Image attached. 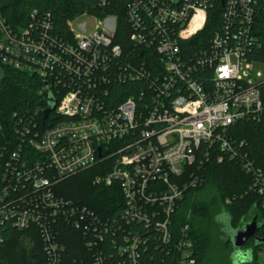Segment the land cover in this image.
Returning <instances> with one entry per match:
<instances>
[{
  "label": "built area",
  "instance_id": "2783aa9c",
  "mask_svg": "<svg viewBox=\"0 0 264 264\" xmlns=\"http://www.w3.org/2000/svg\"><path fill=\"white\" fill-rule=\"evenodd\" d=\"M215 7L221 30L193 48ZM258 14L264 0H126V44L116 41L114 16L84 13L62 31L48 13H31L18 29L0 17V65L38 79L33 114L41 121L22 128L32 155L17 144L2 168L0 245L1 231L12 230L36 238L37 264H142L151 245L174 264H194L189 225L176 226L174 216L207 165L226 158L241 162L264 205V174L230 132L264 122V82L247 80L257 62L247 54L260 48ZM48 94L55 106L43 119ZM90 171L93 185L118 192L117 215L56 193L61 181ZM61 225L80 236L74 259Z\"/></svg>",
  "mask_w": 264,
  "mask_h": 264
},
{
  "label": "trees",
  "instance_id": "16d2710c",
  "mask_svg": "<svg viewBox=\"0 0 264 264\" xmlns=\"http://www.w3.org/2000/svg\"><path fill=\"white\" fill-rule=\"evenodd\" d=\"M126 0H111L105 7H98L97 0H0V17L13 29L26 26L30 22L31 13L39 17L50 14L55 27L62 31L66 20L81 14L98 17L114 16L117 19L118 29L116 41L126 44L128 27L125 21ZM222 9L215 7L208 11V21L202 34L194 40L193 48L206 44L213 34L221 30ZM256 25L255 33L260 42V48L251 49L247 58L264 64V19ZM40 82L28 73L0 65V176L7 155L21 144L20 154L32 155L25 145L27 134L22 131L27 122L33 119L40 126V116L33 111L40 99L37 95ZM128 85H120L125 89ZM264 95V85L261 87ZM120 96V95H119ZM231 136L237 145L242 142V151L247 159L264 174V122H241L230 128ZM29 128L28 136H31ZM34 154V153H33ZM93 172H85L61 181L56 186V193L65 198L91 209L99 216H115L118 213L120 196L115 190L93 185ZM201 185L196 189L188 190L174 216L176 226L188 224L193 242L192 257L194 264H211L208 260L213 232L218 229L215 216L222 210L232 214L233 225L238 226L243 219L244 223L256 218L259 226L256 236L264 239V205L262 198L252 186V177L246 174L241 162L234 158L224 159L221 163L207 165L203 178H199ZM112 207V209H108ZM257 217L260 222L257 221ZM62 241L66 245L67 255L74 259L80 246V236L71 229L61 225ZM66 229V230H65ZM221 232V227H220ZM222 233V232H221ZM3 241L0 245V264H37L33 257L39 249L36 238L23 236L12 230L1 231ZM223 234V233H222ZM224 245L231 248L229 238ZM21 238H30L33 246L27 251L28 245H23ZM252 239L248 240L244 248L251 247L255 254L264 249V246L254 248ZM79 247V248H78ZM232 252V251H231ZM160 255L164 261H160ZM142 264H174L170 253L155 246L142 255ZM230 261V260H229ZM78 264V263H76ZM231 264V263H230ZM254 263V259L253 262Z\"/></svg>",
  "mask_w": 264,
  "mask_h": 264
},
{
  "label": "rangeland",
  "instance_id": "374dc122",
  "mask_svg": "<svg viewBox=\"0 0 264 264\" xmlns=\"http://www.w3.org/2000/svg\"><path fill=\"white\" fill-rule=\"evenodd\" d=\"M86 22L87 28L91 31L93 28L92 21L87 20ZM231 61L232 63H234L233 59H231ZM251 67V77H248L247 80L251 81V83L253 84L264 82V64L259 62H252ZM257 221L260 222V219L258 217ZM220 227L221 225H218V229L215 228L213 232L212 242L207 257L211 264H230L229 256L232 250L230 247L224 245V241L226 238L220 232ZM21 241L24 246L28 245L26 247L27 251L29 249H32L33 243L30 238H21ZM33 258L36 262H39L36 256ZM254 263L264 264V249H261L255 254Z\"/></svg>",
  "mask_w": 264,
  "mask_h": 264
},
{
  "label": "clouds",
  "instance_id": "9594fccd",
  "mask_svg": "<svg viewBox=\"0 0 264 264\" xmlns=\"http://www.w3.org/2000/svg\"><path fill=\"white\" fill-rule=\"evenodd\" d=\"M225 75L228 74V69L225 66L223 69H221ZM215 221L219 225H221V231L227 235V237L235 241V238L241 230H244L246 225L243 221V219L240 221V224L238 226L233 225V217L232 214L227 210H222L215 216ZM254 259V250L249 248H244L235 245L234 249L230 253V261L231 264H252Z\"/></svg>",
  "mask_w": 264,
  "mask_h": 264
},
{
  "label": "water",
  "instance_id": "95a60500",
  "mask_svg": "<svg viewBox=\"0 0 264 264\" xmlns=\"http://www.w3.org/2000/svg\"><path fill=\"white\" fill-rule=\"evenodd\" d=\"M46 104H47V106L42 113L43 119L47 118L48 114L53 110V108L55 106V101H54L51 94H48L46 96ZM245 224H247L245 229L238 232V234L235 238V241H232L229 239V241L231 243L232 250L234 249L235 245L240 246V247H244L246 242L250 239H252L254 242V245H253L254 248L264 246V239H260L259 237L256 236V232L259 228V226L256 222V218L255 217L252 218L250 221L246 222ZM223 234L227 237V235L225 233H223ZM229 260H230V256H229ZM230 263H231V261H230Z\"/></svg>",
  "mask_w": 264,
  "mask_h": 264
},
{
  "label": "flooded vegetation",
  "instance_id": "af4514ba",
  "mask_svg": "<svg viewBox=\"0 0 264 264\" xmlns=\"http://www.w3.org/2000/svg\"><path fill=\"white\" fill-rule=\"evenodd\" d=\"M225 241H226V239H225Z\"/></svg>",
  "mask_w": 264,
  "mask_h": 264
}]
</instances>
